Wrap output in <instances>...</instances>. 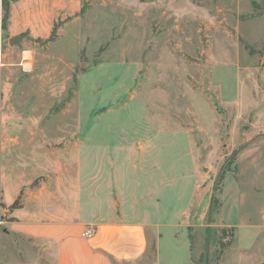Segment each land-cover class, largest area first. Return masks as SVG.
I'll list each match as a JSON object with an SVG mask.
<instances>
[{
	"label": "rangeland",
	"instance_id": "1",
	"mask_svg": "<svg viewBox=\"0 0 264 264\" xmlns=\"http://www.w3.org/2000/svg\"><path fill=\"white\" fill-rule=\"evenodd\" d=\"M148 116L194 137L204 174L163 264H264V0H0V183L17 193L12 208L52 207L90 138ZM154 241L134 264L156 261Z\"/></svg>",
	"mask_w": 264,
	"mask_h": 264
},
{
	"label": "crops",
	"instance_id": "2",
	"mask_svg": "<svg viewBox=\"0 0 264 264\" xmlns=\"http://www.w3.org/2000/svg\"><path fill=\"white\" fill-rule=\"evenodd\" d=\"M104 127L99 142L93 145L90 138L78 156V174L68 187L56 184L52 207L12 208L17 193L0 183L5 207L0 264H134L146 255L151 233L153 264H163L166 238L179 249L181 223L204 184L194 137L188 131L170 133L149 116L144 123ZM88 229L92 238L83 236Z\"/></svg>",
	"mask_w": 264,
	"mask_h": 264
},
{
	"label": "trees",
	"instance_id": "3",
	"mask_svg": "<svg viewBox=\"0 0 264 264\" xmlns=\"http://www.w3.org/2000/svg\"><path fill=\"white\" fill-rule=\"evenodd\" d=\"M3 11H4V22L7 20V18H8V15H9V5H8V3H6V4H4V6H3ZM223 177H221V179H222Z\"/></svg>",
	"mask_w": 264,
	"mask_h": 264
},
{
	"label": "built area",
	"instance_id": "4",
	"mask_svg": "<svg viewBox=\"0 0 264 264\" xmlns=\"http://www.w3.org/2000/svg\"><path fill=\"white\" fill-rule=\"evenodd\" d=\"M83 236L86 238H92L94 236V232L91 229H88L83 233Z\"/></svg>",
	"mask_w": 264,
	"mask_h": 264
},
{
	"label": "water",
	"instance_id": "5",
	"mask_svg": "<svg viewBox=\"0 0 264 264\" xmlns=\"http://www.w3.org/2000/svg\"><path fill=\"white\" fill-rule=\"evenodd\" d=\"M16 41H17V39H14V40H12L10 43L13 44V43H15Z\"/></svg>",
	"mask_w": 264,
	"mask_h": 264
}]
</instances>
